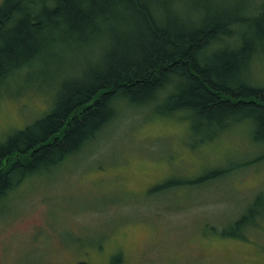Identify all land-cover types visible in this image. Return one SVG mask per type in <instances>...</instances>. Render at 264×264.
Masks as SVG:
<instances>
[{
    "label": "trees",
    "instance_id": "1",
    "mask_svg": "<svg viewBox=\"0 0 264 264\" xmlns=\"http://www.w3.org/2000/svg\"><path fill=\"white\" fill-rule=\"evenodd\" d=\"M263 52L264 0H0V88L32 82L51 97L0 139V201L81 153L128 107L185 121L193 146L244 125L261 149L239 166L264 160Z\"/></svg>",
    "mask_w": 264,
    "mask_h": 264
},
{
    "label": "rangeland",
    "instance_id": "2",
    "mask_svg": "<svg viewBox=\"0 0 264 264\" xmlns=\"http://www.w3.org/2000/svg\"><path fill=\"white\" fill-rule=\"evenodd\" d=\"M257 59L264 81V52ZM31 83L0 88V139L49 107V86ZM124 112L0 201V264H264V160L239 166L260 153L251 132L235 126L193 146L177 117ZM168 180L180 183L164 189Z\"/></svg>",
    "mask_w": 264,
    "mask_h": 264
},
{
    "label": "snow or ice",
    "instance_id": "3",
    "mask_svg": "<svg viewBox=\"0 0 264 264\" xmlns=\"http://www.w3.org/2000/svg\"><path fill=\"white\" fill-rule=\"evenodd\" d=\"M113 264H120V261H119V258L118 257L114 258Z\"/></svg>",
    "mask_w": 264,
    "mask_h": 264
}]
</instances>
